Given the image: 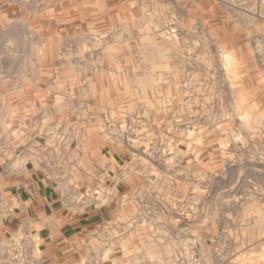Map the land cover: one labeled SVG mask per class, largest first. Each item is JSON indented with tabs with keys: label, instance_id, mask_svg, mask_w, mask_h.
Returning a JSON list of instances; mask_svg holds the SVG:
<instances>
[{
	"label": "rangeland",
	"instance_id": "1",
	"mask_svg": "<svg viewBox=\"0 0 264 264\" xmlns=\"http://www.w3.org/2000/svg\"><path fill=\"white\" fill-rule=\"evenodd\" d=\"M31 149L101 214L62 264H264V0H0V158Z\"/></svg>",
	"mask_w": 264,
	"mask_h": 264
},
{
	"label": "crops",
	"instance_id": "2",
	"mask_svg": "<svg viewBox=\"0 0 264 264\" xmlns=\"http://www.w3.org/2000/svg\"><path fill=\"white\" fill-rule=\"evenodd\" d=\"M33 158V149L6 165L0 158V254L12 239L31 240L37 264L41 258L49 264H62L78 247L75 241L95 228L101 214L73 213L53 186H41L39 168L29 164Z\"/></svg>",
	"mask_w": 264,
	"mask_h": 264
}]
</instances>
